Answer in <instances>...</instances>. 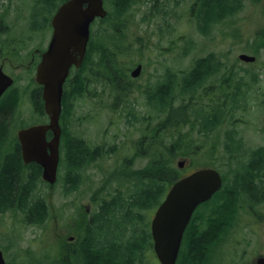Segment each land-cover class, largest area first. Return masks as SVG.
<instances>
[{"label":"trees","instance_id":"16d2710c","mask_svg":"<svg viewBox=\"0 0 264 264\" xmlns=\"http://www.w3.org/2000/svg\"><path fill=\"white\" fill-rule=\"evenodd\" d=\"M106 1L111 9L105 22L115 32L119 29L118 24L125 25L135 6L143 2ZM171 1L152 0L148 13L154 17L158 12H164L165 4ZM192 1L189 18L196 23L201 35L208 36L216 25L238 14L245 0ZM251 1L257 3L260 0ZM144 16V19L148 18L147 13ZM120 37V32L115 36L107 35L106 44L105 34L103 43L94 47L95 79L107 78L118 94L117 100L126 94L119 80L126 75L117 59L131 57L140 51L123 46ZM257 43L264 47V31L256 34L250 46L255 49ZM190 44H193L192 39ZM228 54L210 52L196 58L188 71L180 75L175 72L172 76L173 95L167 90L146 95L145 105L150 109L149 113H154L155 125L145 115L142 117V121L149 122V125L139 140L141 148L137 155L149 157V162L144 168L130 173L135 182L132 195L127 199L118 198V201L103 199L92 220H86L85 214L80 247L85 264L146 263L147 252L153 249V240L150 222L142 212L157 209L171 186L186 175L185 170L175 165L178 158H189L195 168H200L216 165L223 153L233 179L229 181V174L224 173L223 188L195 212L185 232L177 264H209L211 251L234 224L239 201L245 197L249 205L250 202H264V145L256 148L248 145L245 129H239L240 125L249 123L247 118L253 99H259V105L264 109V96L254 90L253 85L259 82V78L245 67L246 64L237 58L231 59ZM106 62L113 64L106 65ZM4 103H7L4 106L7 111H15L16 95L12 93ZM129 103L126 101V106ZM65 111V152L60 162V171L64 170V173L60 180L65 193L70 194L82 183L79 171L100 159L104 152L98 148L90 150L70 133L67 124L71 108H65ZM132 115L136 119V115ZM3 130L0 129V214L13 211L14 215L22 216L26 225L45 226L49 221L50 207L46 199L37 194L38 185L45 183L42 168L36 163L24 164L17 140L4 150ZM106 153L114 151L109 149ZM45 184L54 188V185ZM66 252L71 255V248H66ZM56 264H60L57 259Z\"/></svg>","mask_w":264,"mask_h":264},{"label":"rangeland","instance_id":"374dc122","mask_svg":"<svg viewBox=\"0 0 264 264\" xmlns=\"http://www.w3.org/2000/svg\"><path fill=\"white\" fill-rule=\"evenodd\" d=\"M22 2L23 0H0V13L3 14L5 9L9 10L4 19L7 24H14L16 27L14 34L1 36L0 40L4 41L5 45L12 39H24V31L29 25L28 17L34 10L31 9L32 2L25 0L27 6L24 5L23 10L18 11L17 8ZM151 2L152 0H143L141 4L136 5L129 21L125 25L118 24L119 29L116 32L109 27V23L95 24L93 27L95 44L103 43L105 34L107 44V35L115 36L120 32L123 46L132 51L140 50L123 59H128L126 62L130 63L132 58H142L143 62L147 63L146 74L141 80L142 89L163 79L166 65L180 75L191 68L196 58L210 52L229 53L231 59L238 60L239 54L246 53L255 56L256 61H239L246 64L245 67L259 78V82L253 85L254 90H257L258 94L261 93V97L264 96V47L260 43H257L255 49L250 46L256 34L264 31V0L257 3L245 0L244 7L238 14L216 25L208 36L201 35L196 23L189 18L192 0L167 2L164 12L160 11L154 17L148 13ZM106 8L108 11L111 9L108 4ZM146 13L148 18L144 19ZM158 26L163 29L158 30ZM3 56L12 58L11 49H4L1 44L0 65ZM156 58L160 59L157 65L154 64ZM11 69L10 65H4V71L8 74L24 75L19 69ZM138 83L140 85V82ZM96 92L99 95L95 96ZM117 95L106 78L102 77L95 79L94 92L88 102L78 103L73 117L69 120V131L90 150L98 148L104 155L79 171L80 175H83L82 183L70 194L65 193L63 182L60 180L64 170L59 171L60 181L58 180L54 188L45 183L38 185L37 194L45 198L50 207L46 225H26L20 214L17 216L9 211L0 214V249L9 264H56V259L60 264H82L80 259H76L77 255L74 256L73 251L80 247L84 235L85 214L86 220H89L88 218H93L98 212V203L103 199H127L135 189L134 178L130 177V173L144 168L149 162V157L137 155L141 148L139 140L149 125V122L142 121V117L145 115L155 125L154 113H149L150 109L145 105L147 97L142 92L123 94L119 100ZM126 101L130 102L127 106ZM259 102V99H253V106L247 118L249 123L247 126H239V129H245L246 142L254 148L264 145V109ZM132 113L136 115V119ZM28 118L29 115L22 121H29ZM23 126L24 123L20 127L11 125L8 129L9 140L3 145L4 150L10 148L11 143L17 139V131ZM109 149L114 153H106ZM180 160L186 161L182 169L186 171V175L197 169L189 158H178L176 166ZM226 162L221 153L215 162L216 165L205 166L213 167L225 175L224 173L229 174ZM231 179L233 176L229 174L228 180ZM240 203L233 226L211 251L209 264H254L259 255H264V202H250L249 205L244 197ZM155 211L156 208L142 212L150 222V231ZM66 248H71V255L67 254ZM145 264H161L154 249L147 252Z\"/></svg>","mask_w":264,"mask_h":264},{"label":"water","instance_id":"95a60500","mask_svg":"<svg viewBox=\"0 0 264 264\" xmlns=\"http://www.w3.org/2000/svg\"><path fill=\"white\" fill-rule=\"evenodd\" d=\"M105 0H69L55 15L52 25L55 35L50 50L39 66L37 81L44 86L43 99L48 124L22 128L17 133L22 158L26 165L36 163L42 168V180L53 186L58 181L61 161L62 100L64 83L70 67L80 66L90 37V26L97 18H105L108 10ZM79 57V58H78ZM244 63H253L256 57L246 53L238 56ZM138 66L132 73L137 78ZM14 84V79L0 67V98ZM53 137L48 140V131ZM185 160L178 162L183 169ZM222 174L213 167H201L177 180L157 207L151 221L153 249L161 264H177L185 232L197 209L223 188ZM0 264H9L0 249ZM254 264H264L259 255Z\"/></svg>","mask_w":264,"mask_h":264},{"label":"flooded vegetation","instance_id":"af4514ba","mask_svg":"<svg viewBox=\"0 0 264 264\" xmlns=\"http://www.w3.org/2000/svg\"><path fill=\"white\" fill-rule=\"evenodd\" d=\"M29 1L32 2L33 4L31 9L34 10V12L32 15L28 17L29 25L27 29L24 31L23 34L24 39H20L18 41L16 39H12L11 41H8L6 45L4 44V41L0 40V45L3 44L4 49H11V54H12L11 56L12 58H9L10 55L7 53L6 54L9 56H3L2 64L0 65V67L2 66L4 70V65L5 66L10 65L12 70L14 68V69H20L21 72H24V75H21V73L14 74L13 73L14 70L12 71L13 74H8L7 72L4 71L6 74L13 77L14 84L0 98V129L4 128L2 133L3 136L1 139L2 141L9 140L8 129L11 128L10 127L11 125L15 124L16 127H20V125L24 123V126L20 128L22 129L33 125L48 124L50 121V117L45 110V102L43 99L44 86L37 81V76H38L39 66L43 62L45 58V54H47V52L50 50L55 35V28L52 25V21L55 15L57 14V12L59 11L60 7L69 0H29ZM106 4L108 3L105 0L104 6ZM24 5H25V0H23L22 4L18 6L17 10L22 11ZM105 9L107 8L105 7ZM7 12L8 10H5L3 14L0 13L1 14L0 39L2 35H10L15 33L16 27L14 26V24H7L4 19ZM105 18L103 19L97 18L95 20V23L104 25L106 24ZM95 23H92V25L90 26V37L87 43L86 53L84 55L81 65L77 66L76 64H74L72 67H70L64 83L62 114L60 117V125L62 127V137L60 142L61 159L64 156V152H65L63 149V135H64V123H65V119L63 118L66 113L65 108L68 109L71 108V114L69 117L70 118L73 117L78 103L81 101L88 102L89 98L93 95L94 92V81L96 78V74H95V50H94L95 32L93 30V27L95 26ZM161 28L163 29V27L161 26L157 27L158 30ZM103 34H105V32ZM18 42L20 43V45ZM123 58H127V57H120L117 59V62L120 65H122L121 67L122 69H124L126 75V77H122L119 79L120 86L123 85L124 87L123 90L126 91L125 93L133 92L134 94H136L138 92H142L143 94L147 95L149 93H160L164 90H167L169 95L171 93L173 95L172 76L174 75L175 71H173L170 67H168V65L164 67L163 70L164 72L162 76L163 79H160L159 81L157 80L155 84H151L146 88L142 89L143 85L141 84V80L146 74L147 63L143 62L142 58H137V59L132 58L130 59L132 63L129 66H126L127 63L126 61L128 59H123ZM159 60H160L159 58H156V60H154V64L156 65L159 64L158 62ZM111 64L113 63L106 62V65H111ZM160 64L164 65L163 63ZM138 66H141V73L137 78H135L132 76V73ZM106 81L112 87V84L107 78ZM138 82H140V85ZM12 93L16 95L17 108L15 109V111L9 112L7 111L6 108H4V106L7 104L4 102L10 98ZM12 102L14 103V100H12ZM28 115H29L28 119L31 122L26 120L23 122L22 119L26 118ZM17 118H19L20 121ZM69 120L67 124L68 127H69ZM52 137H53V132L50 130L47 133V139L50 140ZM15 140L18 141V138ZM20 150H21V146H20ZM21 158H22V151H21ZM59 171H60V165H59ZM257 181L258 183L260 182V180ZM93 218H88V219L92 220ZM80 247L74 249L73 253L74 256L77 255L76 259H80L81 263L85 264V259L83 255L80 253Z\"/></svg>","mask_w":264,"mask_h":264},{"label":"bare ground","instance_id":"6f19581e","mask_svg":"<svg viewBox=\"0 0 264 264\" xmlns=\"http://www.w3.org/2000/svg\"><path fill=\"white\" fill-rule=\"evenodd\" d=\"M108 5H109V4H108ZM105 7H106V5H105ZM5 10H6V9H5ZM5 10H4V11H5ZM11 10H12V9H11ZM8 11H9V10H8ZM108 13H109V12H108ZM6 14H7V13H6ZM34 17H35V16H34ZM34 17H33V18H34ZM100 19H101V18H100ZM105 19H106V18H105ZM34 21H36V20H34ZM93 23H95V21H94ZM37 24H38V23H37ZM95 24H96V23H95ZM91 25H92V24H91ZM36 28H37V27H36ZM37 29H38V28H37ZM35 30H36V29H35ZM24 42H25V41H24ZM18 43H19V42H18ZM19 45H20V43H19ZM11 70H12V69H11ZM19 70H20V69H19ZM85 70H86V69H85ZM104 104H105V103H104ZM16 121H17V120H16ZM21 123H22V122H21ZM14 125H15V124H14ZM8 127H9V126H8ZM10 127H11V126H10ZM13 133H14V132H13ZM13 138H14V136H13ZM81 165H82V164H81ZM81 167H82V166H81ZM86 169H87V168H86ZM83 170H84V169H83ZM79 173H80V172H79ZM82 176H83V175H82ZM64 177H65V176H64ZM78 177H79V176H78ZM73 178H74V177H73ZM80 178H81V177H80ZM77 179H78V178H77ZM23 184H24V183H23ZM25 184H27V183H25ZM23 186H24V185H23ZM29 186H30V185H29ZM117 188H118V187H117ZM117 188H115V189H117ZM26 189H27V188H26ZM30 189H31V188H30ZM22 190H23V189H22ZM22 190H21V191H22ZM119 190H120V189H119ZM32 191H33V190H32ZM19 192H20V191H19ZM30 192H31V191H30ZM19 194H20V193H19ZM32 194H33V193H32ZM131 195H132V193H131ZM18 197H19V196H18ZM29 197H30V196H29ZM9 200H10V199H9ZM9 200H8V201H9ZM22 201H24V200H22ZM22 201H21V202H22ZM29 201H30V200H29ZM238 201H239V200H238ZM27 202H28V201H27ZM239 202H240V201H239ZM241 203H242V201H241ZM241 203H240V204H241ZM244 203H245V202H244ZM28 205H29V204H28ZM98 205H99V204H98ZM8 206H9V205H8ZM17 206H18V205H17ZM27 207H28V206H27ZM14 208H15V207H14ZM17 208H18V207H17ZM22 209H23V208H22ZM9 212H10V211H9ZM12 212H13V211H12ZM22 212H24V211H22ZM17 216H18V215H17ZM108 216H109V215H108ZM104 221H105V220H104ZM204 222H205V221H204ZM104 228H105V227H104ZM149 229H150V228H149ZM104 230H105V229H104ZM122 232H123V231H122ZM101 234H102V233H101ZM105 234H106V233H105ZM96 238H97V237H96ZM125 246H126V245H125ZM106 254H107V253H106ZM80 258H81V257H80Z\"/></svg>","mask_w":264,"mask_h":264}]
</instances>
